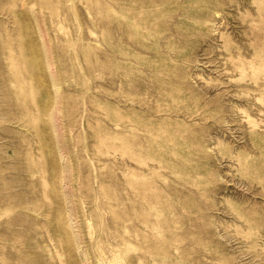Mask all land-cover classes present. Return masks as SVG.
Returning a JSON list of instances; mask_svg holds the SVG:
<instances>
[{
	"label": "rangeland",
	"instance_id": "obj_1",
	"mask_svg": "<svg viewBox=\"0 0 264 264\" xmlns=\"http://www.w3.org/2000/svg\"><path fill=\"white\" fill-rule=\"evenodd\" d=\"M0 264H264V0H0Z\"/></svg>",
	"mask_w": 264,
	"mask_h": 264
}]
</instances>
